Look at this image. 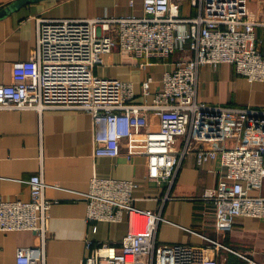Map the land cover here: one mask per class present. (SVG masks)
<instances>
[{"label":"built area","instance_id":"obj_1","mask_svg":"<svg viewBox=\"0 0 264 264\" xmlns=\"http://www.w3.org/2000/svg\"><path fill=\"white\" fill-rule=\"evenodd\" d=\"M189 1L196 7L191 16L180 15L183 0H142V15L38 17L34 47L19 65L20 79L0 83V109L84 110L91 117L94 155L119 154L124 139L136 143L145 156L146 178L167 188L185 156L192 155L200 167L216 162L211 168L217 172L216 182L200 198L212 206L216 229L225 230L239 216L264 220V107L199 100L198 71L203 64L228 62L249 82L264 80V53L255 35L264 20L250 11L248 0ZM115 46L142 66L168 58L176 49L187 48L191 55L163 70L150 102H137L131 81L95 72L102 54ZM151 82L150 75L141 81L142 96L149 93ZM228 112L243 117V137L230 147L222 143ZM131 154L126 152L128 158ZM25 182L27 200H0V230L28 229L43 235L53 203L45 190L54 185L41 172ZM133 186L128 178L91 176L82 193L85 220L117 221L126 214L128 227L119 245L86 240L89 252L81 264H222L218 250L232 249L210 237H204V244L158 242L156 230L164 217L160 209L137 207ZM234 252L248 264H264ZM15 257L16 264H44L36 248L19 247Z\"/></svg>","mask_w":264,"mask_h":264},{"label":"crops","instance_id":"obj_2","mask_svg":"<svg viewBox=\"0 0 264 264\" xmlns=\"http://www.w3.org/2000/svg\"><path fill=\"white\" fill-rule=\"evenodd\" d=\"M15 0H0V83L20 79L19 65L27 59L35 44L38 17L116 18L142 15V0H30L12 9ZM250 11L264 20V0H248ZM180 15L191 16L196 7L183 0ZM257 46L264 53V28L255 29ZM187 49H176L168 58L142 66L139 59L115 46L102 54L95 67L101 76L129 80L134 85L135 101L150 102L160 87L162 72L172 68L175 61L188 57ZM152 77L149 93L140 94V83ZM197 98L214 105L264 107V80L249 82L235 72L233 64H203L198 71ZM151 117V115H148ZM243 117L226 114L224 146L237 145L242 137ZM136 143L124 139L120 153L115 156L93 154L90 114L81 109L50 107L38 112L31 108L0 109V200H27L29 186L25 180L34 173L54 186L46 188L53 200L43 235L33 230H0V264H16L17 248L40 249L44 264H81L89 250L86 240L119 245L128 227L124 214L120 220H85L86 202L82 197L92 175L128 178L134 182V204L140 208L160 209L164 217L158 223L156 239L160 243L204 244L210 237L232 250L221 248L218 258L222 264H247L234 251L264 263V220L239 216L229 229L215 227L214 211L200 197L213 185L217 172L197 166L192 155L183 158L170 188L145 176V156ZM131 152V157L126 152ZM253 193H256L254 191ZM95 225V230L93 229ZM234 250V251H233ZM243 259V260H242Z\"/></svg>","mask_w":264,"mask_h":264},{"label":"water","instance_id":"obj_3","mask_svg":"<svg viewBox=\"0 0 264 264\" xmlns=\"http://www.w3.org/2000/svg\"><path fill=\"white\" fill-rule=\"evenodd\" d=\"M28 1H30V0H15L13 3H11L8 6L7 9H12L13 7H16V6L20 5V4L25 3V2H28ZM2 12H3V10L0 11V13H2Z\"/></svg>","mask_w":264,"mask_h":264},{"label":"rangeland","instance_id":"obj_4","mask_svg":"<svg viewBox=\"0 0 264 264\" xmlns=\"http://www.w3.org/2000/svg\"><path fill=\"white\" fill-rule=\"evenodd\" d=\"M221 249V248H220ZM223 249V248H222ZM219 257V256H218ZM243 260V259H242ZM248 264V263H247Z\"/></svg>","mask_w":264,"mask_h":264}]
</instances>
